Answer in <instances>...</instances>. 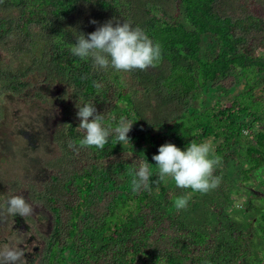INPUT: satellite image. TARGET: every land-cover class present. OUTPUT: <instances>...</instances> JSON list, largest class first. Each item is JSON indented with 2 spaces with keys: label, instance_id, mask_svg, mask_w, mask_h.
<instances>
[{
  "label": "trees",
  "instance_id": "obj_1",
  "mask_svg": "<svg viewBox=\"0 0 264 264\" xmlns=\"http://www.w3.org/2000/svg\"><path fill=\"white\" fill-rule=\"evenodd\" d=\"M228 2L231 11L219 9ZM248 7L245 0H0V47L7 54L0 63V93L24 96L42 83L63 86L57 96L60 112L52 134L60 153L45 161L51 175L36 194L54 216L41 264L61 262L58 254L63 248L66 222L62 211L66 208L69 213L68 237L73 238L80 232L78 218L96 188L100 194L112 195L102 222L91 227L92 236L102 241L91 255H104L106 264H189L194 254L206 257L208 262L220 256L217 252L209 254L212 245L206 226H191L184 219L172 217L170 211L165 213L166 206L153 189L159 186L162 194L168 186L156 182L153 155L166 142L184 150L193 140L201 143L217 134V122L225 130L224 140L217 147L223 159L235 157L243 147L248 162L243 180L258 174L262 178L264 107L254 108L261 100L254 99L251 88L248 103L234 98L225 107H218L219 102L211 107L204 100L205 110L194 104L203 92L209 94L213 88H220L217 83L239 69H256L264 81V56L255 54L256 47L247 37L251 27L263 28V23L257 24L249 12L236 15ZM181 15L184 20L179 19ZM93 19L98 23H90ZM116 19L139 26L161 45L162 56L155 67L147 71H105L95 68L91 59L71 54L74 34L87 35L109 20L115 24ZM207 34L216 39L215 52L204 49ZM11 38L14 41L8 45ZM34 96L47 99L40 91ZM77 102L93 103L105 116L106 127L115 129L122 118L132 122L130 140L117 143L113 133L103 150L81 147L84 131L78 128ZM235 133L247 144L237 142ZM69 140L75 142V148L68 147ZM108 157L112 158L110 162ZM141 159L150 163L153 175L148 188L134 191L131 179ZM260 183L264 185V180ZM178 197L173 195L168 203ZM157 205L162 208L159 213ZM229 220V264H260L255 256L257 246L264 245V212L251 216L247 226ZM165 223L179 235L161 243L168 230ZM225 244L212 249L221 250Z\"/></svg>",
  "mask_w": 264,
  "mask_h": 264
},
{
  "label": "rangeland",
  "instance_id": "obj_2",
  "mask_svg": "<svg viewBox=\"0 0 264 264\" xmlns=\"http://www.w3.org/2000/svg\"><path fill=\"white\" fill-rule=\"evenodd\" d=\"M245 1L248 2L249 7L238 10L236 15L240 16L249 12L254 15L252 17L257 20V24L261 26L262 22L264 26V0ZM223 3L219 9L231 11L229 2ZM179 19L184 20V17L181 15ZM247 25L252 26L251 22ZM251 28L252 31L250 30L247 34V37L251 39L249 44L256 47V55L264 56V27ZM13 41L14 39L11 38L8 45ZM203 44L204 49L215 52L216 39L213 35H205ZM6 57V51L0 47V63ZM259 76L261 73H258L256 69L234 71L217 83L220 88H213L209 94L203 92L194 104L205 110L204 100H207L211 107H216L217 102H219L218 107H225L234 98L248 103L250 101L248 91L251 88L254 99L261 100L255 104L254 108L262 109L264 81L259 79ZM62 89L61 85L50 86L42 83L33 90L27 91L24 96L0 93V207H6V201L10 196L22 195L34 209L33 214L27 218L20 215H6V218L0 221V249L10 247L22 251L24 253L22 264H41L45 261L47 241L54 228L53 213L45 207L36 194L43 190L51 175V171L44 165L45 161L60 153L52 134L59 119L60 104L57 96ZM36 91L42 92L47 99L35 97ZM214 124L217 127V134L204 138L201 142H209L214 149V156H218L221 160V164L214 171V175L220 178L219 186L206 194L193 193L191 189L178 188L175 182L168 178L167 182H164L168 186L167 192L161 194L159 186H154L153 189L154 194L160 196L159 200L166 206L165 213L170 211L172 217L184 219L191 226L201 225L208 228V242L212 245L209 247V254L217 252L220 256L208 262L206 257L194 254L193 261L189 264H229V218L242 226H247L251 216L264 212V185L260 183L262 178L258 174L251 176L250 180H243L244 169L248 165L245 161V148L242 147L239 152H236L235 157L223 159L217 147L224 140L222 132L225 130L221 128L224 126L218 125L217 122ZM233 136L238 137L237 142L247 144V140L240 134L235 133ZM124 147L128 145L125 144ZM224 152L228 153L229 149L226 151L224 149ZM111 159L108 157L107 161L110 162ZM80 164L81 162L77 159V165ZM99 191L100 189L96 188L88 199L85 211L78 218L80 232L73 238L68 237L69 213L66 208L63 209L62 216L64 219L66 217V222H64L61 239L63 248L58 254L61 259L59 264H106L104 255H91V252L98 251L102 245L101 239L92 236L91 227L102 222L100 218L107 211L112 198L110 192L108 196L106 192L100 194ZM176 194L179 197H190L186 209L177 210L174 206L175 201L168 203V199ZM158 206H156L157 213L159 209L162 210ZM165 225L168 230L161 243L169 242L170 239L179 235L174 228H169V224L165 223ZM91 238L95 240L91 241ZM224 242L226 244L221 248L222 251L212 249ZM256 250L258 251L255 256L256 261L260 259V264H264V258H260L261 252L264 253V245L259 244ZM154 264H164V262Z\"/></svg>",
  "mask_w": 264,
  "mask_h": 264
},
{
  "label": "clouds",
  "instance_id": "obj_3",
  "mask_svg": "<svg viewBox=\"0 0 264 264\" xmlns=\"http://www.w3.org/2000/svg\"><path fill=\"white\" fill-rule=\"evenodd\" d=\"M90 23H98L95 19ZM76 42L69 49L72 55L81 59H91L97 69H114L117 72L132 70L147 71L155 67L162 56L159 43L153 40L139 26L133 27L128 21L109 20L98 26L95 31L85 35L74 34ZM99 88V85H97ZM76 116L80 123L79 129L84 131L81 147H95L103 150L111 135H115L117 143L128 142L133 123L122 118L115 129L106 127L105 116L97 111L91 103H76ZM69 148H75L74 141H68ZM209 142L197 143L194 140L187 145L186 150L176 144L166 142L159 146L158 153L153 155L156 162V182H167L171 178L181 189H191L193 193L206 194L217 188L220 178L214 175L215 168L221 164L218 156ZM153 173L150 163L139 160L134 168L131 187L134 191L149 187ZM190 197H178L174 206L177 210L186 209ZM33 207L22 195H12L6 201V207H0V221L6 215H20L24 218L33 214ZM24 253L18 249L5 247L0 249V264H22Z\"/></svg>",
  "mask_w": 264,
  "mask_h": 264
},
{
  "label": "built area",
  "instance_id": "obj_4",
  "mask_svg": "<svg viewBox=\"0 0 264 264\" xmlns=\"http://www.w3.org/2000/svg\"><path fill=\"white\" fill-rule=\"evenodd\" d=\"M263 172H261L262 174V179L264 180V168L262 169Z\"/></svg>",
  "mask_w": 264,
  "mask_h": 264
},
{
  "label": "crops",
  "instance_id": "obj_5",
  "mask_svg": "<svg viewBox=\"0 0 264 264\" xmlns=\"http://www.w3.org/2000/svg\"><path fill=\"white\" fill-rule=\"evenodd\" d=\"M258 231V230H257ZM263 254V252H261V255Z\"/></svg>",
  "mask_w": 264,
  "mask_h": 264
}]
</instances>
